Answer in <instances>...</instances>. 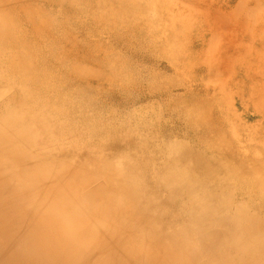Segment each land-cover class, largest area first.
Segmentation results:
<instances>
[{
  "label": "bare ground",
  "instance_id": "6f19581e",
  "mask_svg": "<svg viewBox=\"0 0 264 264\" xmlns=\"http://www.w3.org/2000/svg\"><path fill=\"white\" fill-rule=\"evenodd\" d=\"M68 1L70 4L76 2ZM128 1L134 9L138 8L136 0ZM189 1L199 17H208L216 26L217 20L222 22L224 19H233V8L241 7V3L235 5L232 0ZM122 16L124 14L120 17ZM222 25L228 26L226 23ZM223 26L219 24V28L226 30ZM11 28L8 23L0 21V264H264V165H256V156L247 159L249 155H240L238 158V148H245L241 147L242 143L236 144L241 146L234 148L228 144L227 149H222L228 158L221 154L218 146L215 147L210 150L211 159L194 157L182 145H174L169 150L170 164L163 166V171L151 178L155 180L157 187L152 184L148 187L156 191L144 185L138 186L139 172L135 170L138 169L137 164L134 169L133 165L128 166L124 161L118 160L117 156L90 157L81 153L72 158L67 153L69 147L66 146V142H70L61 136L60 144L52 139L57 138L53 129L61 125L57 119H62L64 110L60 106L49 105L47 101H40V88L47 89L48 83L41 80L36 69H32L24 60L29 51L28 46L19 36H15V31ZM227 29L229 32V28ZM214 43L212 45L217 46ZM158 76L160 75L157 74ZM62 97L54 99V102H60ZM193 125L195 139L211 149L210 143L201 135H195L197 128ZM245 163L248 165L245 166ZM200 167L203 168V173L197 175L192 172L194 168L199 170ZM160 196H164V199ZM245 198L251 202L257 200L258 204L253 212L243 207ZM174 201L178 204L172 211L171 203ZM230 210H233L231 214ZM182 215L184 217L181 222L178 217Z\"/></svg>",
  "mask_w": 264,
  "mask_h": 264
},
{
  "label": "rangeland",
  "instance_id": "374dc122",
  "mask_svg": "<svg viewBox=\"0 0 264 264\" xmlns=\"http://www.w3.org/2000/svg\"><path fill=\"white\" fill-rule=\"evenodd\" d=\"M2 1L0 0V21L8 23L10 28L12 26L15 36H19L28 46L29 51L26 58L23 55L24 60L32 69H36L41 80L48 83L47 89L40 88V101H47L49 105L60 106L64 110L62 119H57L61 125L53 129L57 138L52 139L60 144L61 136L70 142H66V146L69 147L67 153L72 158L81 153L90 157L117 156L118 160L124 161L128 166L138 168L135 169L140 176L138 186L145 187L151 184L157 187L155 180L151 178L156 173L160 174L163 166L170 164L169 150L174 145H182L194 157L202 159H211L210 150L217 146L226 157L225 150L222 149H227L228 144L233 148L242 145L241 147L245 146L244 149L236 150L238 158L240 155H249L247 159L256 156V165H264V0H232L235 5L241 3V7L233 8V19H224L222 22L219 20L221 23L217 20L218 26L213 25L208 17H199L189 0H136L138 8L135 9L128 0H76L73 4L68 0H62L61 3L55 0ZM167 2L169 4L166 5ZM258 9H262L261 12ZM222 23L230 27L223 26ZM219 24L226 27V30L219 28ZM211 37L217 42H212ZM209 46L214 49L217 47L216 51ZM204 49L208 52L205 53ZM214 81L218 83L215 84ZM61 97L60 102H54V99ZM192 125L197 128L195 135H201L210 143L211 149L195 139ZM192 172L199 175L203 173V168H194ZM199 193L203 195V192ZM160 198L164 199V196ZM177 204V201L171 203L172 211ZM257 204V200L251 202L245 198L243 207L253 212ZM183 217H178V220L182 222Z\"/></svg>",
  "mask_w": 264,
  "mask_h": 264
}]
</instances>
